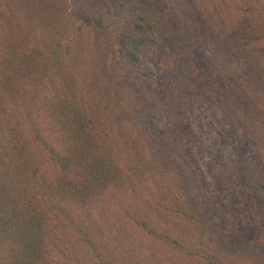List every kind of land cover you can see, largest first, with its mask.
I'll use <instances>...</instances> for the list:
<instances>
[{
	"label": "rangeland",
	"instance_id": "1",
	"mask_svg": "<svg viewBox=\"0 0 264 264\" xmlns=\"http://www.w3.org/2000/svg\"><path fill=\"white\" fill-rule=\"evenodd\" d=\"M41 1L4 0L0 5V52L7 55L20 46L30 59L29 78L16 76L14 84L20 90L14 91L11 104L15 108L8 112L17 115L15 102L20 108L33 98L45 99L58 88L78 92L87 116L96 119L95 128L104 138V147L117 148L115 154L125 172L121 187L101 197L89 198L76 192L51 200L40 192L42 196L34 198L35 206L48 220L49 242L54 246L52 264H101L100 259L104 264H128L135 259L133 247L137 246L146 264H203L165 241L167 236L186 244H195L196 238L205 236L213 252L226 261L241 260L243 264L255 259L264 264L258 231L244 229L241 223L233 227L235 220L254 217L251 206L264 202V197H253L248 191V181L256 183L264 178V158L257 162L264 153V139L249 148L243 145L247 163L241 170L232 168L212 178L200 172L197 165H203L213 154L224 158L234 154L231 142L236 138L226 120L240 104L249 98L253 103L250 108L264 112V102L259 101L264 96V30L255 25L253 13L244 11L247 4L264 7V0H49L56 1L62 10L54 14L58 22L53 33L73 50L74 62L67 64L70 71L58 80L49 76L47 54L31 49L28 41L33 32L39 33L40 26L39 19L28 10L46 13ZM140 5L144 9L140 10ZM95 11L103 13L107 32L96 35L83 27ZM140 13L157 14L176 27L186 24L188 38L182 44L188 52L186 59H198L214 73L212 79L202 82L187 76L184 89L179 95L173 93L175 104L182 109L180 116L188 125L184 132L191 145L202 143L195 157L192 152L179 154L173 164L154 155L159 148L153 145L157 143L153 130L127 117L144 116L150 100L164 95L171 79L180 78L179 74L167 76L161 72L146 49L138 68L148 76L124 85V75L131 70L115 29L135 30L136 23L141 22ZM145 35L148 42L160 39L156 32L146 31ZM216 57L218 69L208 60ZM118 114L123 116L119 124L114 122ZM166 116L157 120L161 126L168 124ZM239 118L245 121L244 115ZM254 128L247 126V132L257 134ZM261 132L264 134V130ZM164 151L162 146L160 152ZM64 154L60 149L59 158ZM178 157L189 158L190 165ZM250 158L257 163L251 164ZM61 160L58 166L50 165L49 180L61 176L73 184L86 180L82 170L66 168ZM152 169L158 177L147 171ZM31 197L28 195V202ZM206 200L209 203L205 205ZM61 208L68 210L76 226L61 217ZM156 230L163 235H157ZM6 255L7 245L0 244L1 264Z\"/></svg>",
	"mask_w": 264,
	"mask_h": 264
},
{
	"label": "trees",
	"instance_id": "2",
	"mask_svg": "<svg viewBox=\"0 0 264 264\" xmlns=\"http://www.w3.org/2000/svg\"><path fill=\"white\" fill-rule=\"evenodd\" d=\"M2 1L4 0H0V5ZM41 5L46 13L40 9L34 12L32 9L28 10L34 19H39L37 24H40L39 33L33 32L32 34L31 32L32 35L28 41L31 49H40L47 54L51 67L49 76L56 77L58 80L70 71V69L68 71L67 64L72 65L74 62L71 56L73 50L70 45L64 44L59 36L53 33L58 22L54 14L62 13L56 1L43 0ZM138 7L140 10L144 9L142 5ZM244 9L254 14L255 25L264 30V7L247 4ZM1 16L0 13V18ZM140 18L141 22L136 23L135 30L115 29V35L125 49L131 70L130 74L124 75V85L127 86L130 81L137 78L145 79L148 76L147 72L138 68L141 53L146 49L149 57L155 61L161 72L167 76L179 74L180 78L171 79L170 83H167L165 94L155 95L150 100L144 116L127 117L138 119L140 127L149 126L153 130L157 136V143L153 145L159 148L154 155L157 158L162 156L165 162L173 164V160L179 154L192 152V156L195 157L202 148V143L199 141L191 145L192 140L188 133L184 132V126L188 129V125L181 118L182 109L175 104L177 98L173 99V93L179 95L184 89L182 86L185 85L184 79L187 76H192L194 80L202 82L212 79L214 73L198 59L194 61L186 59L188 52L182 48L183 42L188 38L186 24L182 27L172 26L157 14L140 13ZM84 25L83 27L90 32L93 31L96 35L107 32L109 28L103 13L97 11L86 20ZM146 31L156 32L160 39L148 42ZM28 57L29 55L23 52L20 46H16L7 55L0 52V244L3 247L7 245V255L2 264H47L48 262L52 264L51 251L54 246L51 241L49 242L48 220L43 211L38 208L39 206L36 207L34 204V198L42 196L40 192L47 194L51 200L68 193L73 195L76 192L84 197L90 198L93 195L101 197L111 193V189L120 188L125 175L115 154L117 148L104 147V138L100 137L101 134L95 128L96 119L87 116L86 106L78 92L70 93V91H64L63 88H58L45 99L33 98L20 108L15 102L18 107L17 115L8 112L11 108H15L14 104H11L14 103V91L19 92L20 90L14 84L16 76L21 74L29 78L30 59ZM208 60L211 64L214 63L215 69L219 68V57ZM262 97H259L260 102H264ZM249 101L248 98V101L240 104L239 108L235 109L236 112L228 114L226 120L229 121L231 135L236 138L231 142L234 154L229 158L213 154L205 160L203 165L197 163L199 171L205 176L211 174L214 178L217 174L225 173L232 168L237 170H241V167L245 168L247 157L243 153V145L249 148L264 139V134L261 132L264 130V118L262 117L264 112L256 107L255 109L250 108L253 103ZM170 103H172L171 107L175 108H171ZM120 107H122L121 104ZM165 115L169 118L168 124L161 126L157 120ZM240 115H244L245 121L242 122ZM122 118L123 116L118 114L114 122L119 124ZM246 124L248 127L254 126L257 134L248 133ZM162 146H165V151L161 153ZM60 149L65 152L62 158H59ZM178 158L183 163L190 160L189 158ZM263 158L264 153L257 162H261ZM59 159H62L61 162L66 168L74 166L82 170L86 180L79 184L69 182L64 176L57 180H49V167L50 165L58 166ZM254 160L250 158L249 161L251 164L257 163ZM186 165H190L189 162ZM158 168H162V165H158ZM147 171L158 177L159 173L155 169ZM232 182H237V180L233 179ZM248 184L251 196L264 197V178L256 183L248 181ZM31 194L32 197L28 202V195ZM208 203L207 201L205 205ZM56 206L59 207V204ZM61 213V217L68 219L70 224L76 226L68 210L61 208ZM251 213L254 217L250 218L249 215L242 221L235 220L233 227L237 228L241 223L244 229L253 228L258 231V243L264 248V202L252 205ZM143 226L148 231H153L151 226H147V222H144ZM156 233L163 235L158 230ZM164 240L170 241L185 256L193 257L203 264H241V260L231 262L218 257L205 236L196 238L195 244L182 243L179 239L169 236ZM139 250V246L133 247L132 256L136 257L128 264H146L144 259L141 260ZM100 262L104 264L101 259ZM243 264H258V261L252 259Z\"/></svg>",
	"mask_w": 264,
	"mask_h": 264
}]
</instances>
